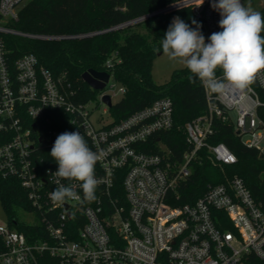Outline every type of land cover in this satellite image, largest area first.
Listing matches in <instances>:
<instances>
[{"label": "built area", "instance_id": "obj_1", "mask_svg": "<svg viewBox=\"0 0 264 264\" xmlns=\"http://www.w3.org/2000/svg\"><path fill=\"white\" fill-rule=\"evenodd\" d=\"M27 1L0 0V178L19 181L39 220L32 225L40 227L29 237L0 224V264H251L254 257L264 261V207L242 178L209 185L194 202H181L201 152L219 165L237 161L225 143L208 141L214 116L231 120L244 144L264 154V70L255 76L258 88L250 84L243 92L223 95L206 90L207 114L186 123L188 148L173 150L164 138L174 127L169 97L119 122L112 116V121L96 126L92 101L76 100L65 77H56L34 53L12 58L6 34L66 37L16 28ZM182 7L191 8L207 37L222 31L211 0H180L160 12ZM111 80L112 74L97 99L106 105L104 112L112 107L103 101L104 95L114 104L113 97L126 92L123 85L116 90ZM67 124L69 132L79 131L93 151L104 152L95 166L100 181L95 202L61 205L50 199L57 186L51 173L58 168L48 166L54 160L49 153ZM119 173L121 192L115 189ZM77 191L83 196L78 187Z\"/></svg>", "mask_w": 264, "mask_h": 264}, {"label": "trees", "instance_id": "obj_2", "mask_svg": "<svg viewBox=\"0 0 264 264\" xmlns=\"http://www.w3.org/2000/svg\"><path fill=\"white\" fill-rule=\"evenodd\" d=\"M180 0H28L19 11V20L14 26L33 34L63 35L61 39H42L4 35V40L13 59L26 53H34L41 65L51 70L56 77H65L71 83L76 100H97L99 91L94 90L82 77L90 68L108 71L114 80L126 88L125 94L110 108L114 122H119L132 113L145 108L155 100L169 97L174 105V127L164 138L173 150L188 148L185 135L187 122L207 114L206 90L198 79L184 67L175 69L164 83L152 77L156 48L171 24L178 16L192 24L194 15L190 7L171 12H160ZM264 14V8L260 10ZM143 18L139 21L134 20ZM1 20V17H0ZM201 32L208 37L201 21ZM264 36V32L261 34ZM162 52V50H161ZM111 59L110 65L107 64ZM217 75H222L217 69ZM251 85L258 88L256 78ZM66 117L67 114L62 115ZM69 116V115H68ZM213 133L208 138L212 144L225 143L236 155L233 164L219 165L201 152L193 163V172L183 189L181 202H194L209 185L227 183L234 177L243 179L256 202L264 207V154L249 147L237 133L231 120L217 116L213 119ZM54 127L62 129L59 123ZM63 132H69L65 125ZM50 154V153H49ZM48 166L58 168L55 160ZM115 189L121 192L122 178L116 176ZM0 198L11 220L9 225L31 237L39 225L20 223L17 208L33 210L27 192L16 178H0ZM16 219L17 223H13ZM4 249L0 237V251ZM251 264H264L252 258Z\"/></svg>", "mask_w": 264, "mask_h": 264}, {"label": "clouds", "instance_id": "obj_3", "mask_svg": "<svg viewBox=\"0 0 264 264\" xmlns=\"http://www.w3.org/2000/svg\"><path fill=\"white\" fill-rule=\"evenodd\" d=\"M211 7L220 14L222 31L213 32L207 43L201 24L193 20V28L177 16L155 51L162 50L170 60L184 65L192 74L189 79H198L207 91L221 95L230 90L243 92L264 70V14L251 0H211ZM217 69L222 75H217ZM50 156L58 164L51 173L57 185L50 193L53 203L76 201L84 205L98 200L100 181L95 166L104 158L102 150L93 151L79 131L63 132L57 136ZM65 180L67 185L62 182Z\"/></svg>", "mask_w": 264, "mask_h": 264}, {"label": "rangeland", "instance_id": "obj_4", "mask_svg": "<svg viewBox=\"0 0 264 264\" xmlns=\"http://www.w3.org/2000/svg\"><path fill=\"white\" fill-rule=\"evenodd\" d=\"M251 3L257 11H260L264 8V0H251ZM184 67L185 66L181 63L170 60L167 56L163 55V53L159 55L157 54L153 61L152 77L156 82L164 83L171 77V74L175 69ZM110 83L115 85L116 90L121 86L119 82H115L114 80H111ZM121 96L122 95L120 94L114 96L113 101H119ZM91 107L94 110L92 119L96 126H100L106 122L112 121V115L110 112H104L106 105H104L102 102L92 100ZM17 218L20 223L25 224L37 223L39 221L35 212L22 207L17 208ZM10 220L11 218L3 207L0 198V224L8 225Z\"/></svg>", "mask_w": 264, "mask_h": 264}, {"label": "water", "instance_id": "obj_5", "mask_svg": "<svg viewBox=\"0 0 264 264\" xmlns=\"http://www.w3.org/2000/svg\"><path fill=\"white\" fill-rule=\"evenodd\" d=\"M161 53L162 52L158 53V55ZM82 77L94 90L100 91L108 82L110 74L107 71H99L94 68H90L83 73ZM102 99L108 104V106L111 107L113 105L110 95H104Z\"/></svg>", "mask_w": 264, "mask_h": 264}]
</instances>
